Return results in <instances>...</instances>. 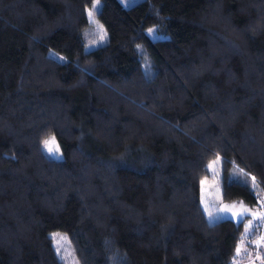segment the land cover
<instances>
[{"label":"trees","instance_id":"obj_1","mask_svg":"<svg viewBox=\"0 0 264 264\" xmlns=\"http://www.w3.org/2000/svg\"><path fill=\"white\" fill-rule=\"evenodd\" d=\"M91 1L0 0V264H62L53 230L79 264H233L199 180L264 196V0H101L85 50Z\"/></svg>","mask_w":264,"mask_h":264},{"label":"rangeland","instance_id":"obj_2","mask_svg":"<svg viewBox=\"0 0 264 264\" xmlns=\"http://www.w3.org/2000/svg\"><path fill=\"white\" fill-rule=\"evenodd\" d=\"M124 6L130 5L138 0H118ZM101 0H92L91 4L86 7V15L88 19V26L84 32V45L85 50L96 47L106 40L107 34L102 24L96 18V12L99 9ZM89 12L92 15H89ZM151 30V31H150ZM146 34L150 38H165L167 34L160 32L156 29L155 25H150L145 28ZM54 135H48L42 140L41 147L47 153L44 146V141L50 139ZM56 138V137H55ZM57 144L59 145L57 139ZM60 148V145H59ZM54 157H62L61 149L59 153L49 154ZM213 161H217L215 168L209 169V175L199 180V201L202 210L205 213L208 221H214L223 217H229L235 222L241 219L243 222L242 236L237 242L233 253V264H264V196L259 200L257 206H249L239 199L235 200H222L220 196L219 184V165L220 160L215 157L208 161L207 166ZM201 181H205L201 184ZM225 208L230 210H225ZM53 234H58V237H66L61 241V245H57L52 239ZM51 237L52 246L61 260L62 264H79L75 255L72 253L68 238L65 232L61 230H53L49 232ZM257 241H260L257 244ZM57 247L60 251L57 252ZM237 247L240 248V254H236ZM259 256V258H257Z\"/></svg>","mask_w":264,"mask_h":264},{"label":"snow or ice","instance_id":"obj_3","mask_svg":"<svg viewBox=\"0 0 264 264\" xmlns=\"http://www.w3.org/2000/svg\"><path fill=\"white\" fill-rule=\"evenodd\" d=\"M89 15L91 16L92 13L89 12ZM150 31H151V30H150ZM44 146H45V148L47 149V152H48L49 154H53L54 156H55L56 153H59V151H60V148H59V145H58L57 142H56V138H55V136H52L50 139L45 140V141H44ZM55 158H56V159H60L61 157H59V156H55ZM216 162H217V161H213L211 164L208 165V168L214 170ZM253 179H254V178H253ZM204 182H205V181H201V184H203ZM225 210H230V209L225 208ZM52 239L55 241V243H56L57 245L62 246V245H61V241L64 240V239H66V237H62V236H61V237H58V234H53V235H52ZM261 239L264 240V237H262ZM259 243H260V241H257V244H259ZM56 250H57V252H59V251H60V247H57ZM236 254H237V255L240 254V248H239V247H237V249H236ZM257 258H259V256H257Z\"/></svg>","mask_w":264,"mask_h":264}]
</instances>
